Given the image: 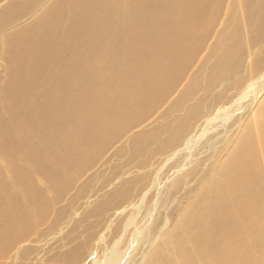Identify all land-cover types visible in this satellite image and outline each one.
<instances>
[{"label":"rangeland","instance_id":"1","mask_svg":"<svg viewBox=\"0 0 264 264\" xmlns=\"http://www.w3.org/2000/svg\"><path fill=\"white\" fill-rule=\"evenodd\" d=\"M55 1L58 2L53 4ZM82 3L90 7L87 13L82 14ZM99 3L112 6L103 9ZM163 4V0H91L90 3H79L78 0H0V123L14 127V122L18 126L7 112L12 109L9 86L17 84L14 78L16 69L32 72L36 69L35 63L46 57L47 53L40 50L41 45H51L46 33L55 30V34L62 35L61 26L64 28L69 22L71 36L82 33L93 40L104 25L115 35L130 33L137 36L142 40L137 43L138 47L144 50L152 35L165 33L168 36L172 31L170 27L165 29L159 21ZM212 7L210 22L193 54L191 51V58L182 68L178 67L176 57L171 59V79L148 110L146 118H140L137 125L121 127L117 131L113 128L114 117L105 121L106 133L101 138L104 145L80 169L65 171L70 179L64 186H50L54 175L46 164L38 163L40 167L30 168V160L16 149H0V181L5 186L3 203L6 198L10 202L20 199V206L30 204L33 208L30 227L16 238L17 242L14 240L8 245V238L0 242L1 247L7 244L5 252L0 253V264H94L92 256L95 252L97 257L101 256L102 250L113 242L115 231L120 230L122 223L118 213H126L130 206L133 207L132 204L124 209H114L112 201L135 192L144 183H148L147 204L140 209L133 238L131 233L126 234L127 240L124 241L133 243L136 237L143 236L134 242L133 247H128L126 242L125 246L133 253L122 264H144L143 255L149 244L140 218L148 208L149 229H152V221L155 225L160 221L158 227L161 230L167 219L163 232L177 224L187 204L205 190L207 183L214 178L213 174H217V168L222 166L223 160L242 137L244 121L250 117L252 104L256 101L251 99V94L240 97L234 93L251 76V57L264 53V38L252 48V54L251 41L247 40L251 35V6L246 7L243 0H214ZM57 10L66 11L67 20L56 18ZM81 16H85L82 21ZM41 19L43 24L56 27L41 24L35 29L32 24ZM232 34H235L233 44L243 46L240 66L237 71L214 75L210 70L218 64L220 52L229 36L233 38ZM72 42L73 39H68L60 53L69 51L68 44L72 46ZM60 47L55 45L57 49ZM40 82L45 84L42 79ZM250 82L243 88H247ZM13 88H16L14 100L17 101L13 104L16 110L33 107L38 96L35 88ZM225 107H231L226 115L222 112ZM101 111L100 116L104 119L110 114L106 108ZM73 112L78 116L75 107ZM183 119H187L194 132V141L188 146L184 140L187 133L183 136L182 126L177 129ZM3 126L2 132L7 129ZM20 126L24 129L28 125L23 121ZM205 127V135L198 139L200 128ZM138 136L140 138L136 139ZM175 140L179 144L175 150L179 151L177 155L167 161L165 154L159 157L160 148ZM54 152L58 155L65 153L63 150ZM255 165L259 170L260 191L264 192V164L256 160ZM174 179L176 181L172 183ZM37 190L41 195L36 194ZM119 190L120 194H116ZM250 214L253 219V213ZM260 226L255 223L251 228L261 229ZM255 237L251 231V240ZM249 253H253L252 244ZM248 261L252 264L251 260Z\"/></svg>","mask_w":264,"mask_h":264},{"label":"bare ground","instance_id":"2","mask_svg":"<svg viewBox=\"0 0 264 264\" xmlns=\"http://www.w3.org/2000/svg\"><path fill=\"white\" fill-rule=\"evenodd\" d=\"M78 1L90 3L91 0ZM163 1L165 6L161 8L159 21L165 29L170 27L172 31L168 36L165 33L152 35L144 50L139 49L138 44L142 40L137 36L130 33L115 35L104 25L93 40L82 33L71 36L69 22L64 24V28L61 26L62 35L55 34V30L46 33L51 45H41L40 50L47 53L43 61L36 62V69L32 72L16 69L14 73L17 84L9 86L12 109H7V112L11 113L18 126L14 122V127L0 123V149H16L30 160V168L40 167L38 163L46 164L54 175L50 186L62 187L70 179L65 171L80 169L104 145L101 138L106 133L105 121L109 122L114 117L113 128L117 131L121 127L137 125L140 118H146L148 110L171 79V59L176 57L178 67L182 68L191 58V51L193 54L210 22L209 11L214 10L213 7L211 9L214 0ZM243 2L246 7L251 6V35L247 40L251 41L252 54V48L264 38V0ZM81 5L82 14L90 10L88 5ZM101 6L105 9L112 4ZM55 14L56 18H68L64 10H57ZM82 17L84 19L85 16H81V21ZM41 24L51 26L48 28L56 27L43 24V19L32 26L38 29ZM232 35L233 38L229 36L225 45L222 43L224 49L220 52L219 62L210 70L214 75L237 71L240 66L243 46L233 44L235 34ZM68 39H73L72 46L68 44L71 49L60 53ZM172 44L174 48L170 47ZM55 45L61 47L57 49ZM67 56L74 57L66 59ZM41 79L45 84L40 82ZM248 81H251L248 87L243 88ZM258 84H261L259 88ZM13 87L35 88L38 96L33 107L16 110L13 107L17 101L14 100L16 88ZM237 89L234 95L246 97L251 94V99L256 101L252 104L250 117L244 121L242 137L223 160L222 166L217 168V174H213L214 178L207 183L205 190L196 196L195 201L187 204L175 226L163 232L166 219L161 230L158 227L160 221L157 225L152 221V229H149L150 217L147 214L150 209L141 215L140 221L149 244L143 255L144 264H251L248 260L252 264H264V192L260 191L258 164L255 165L256 160L264 164V53L251 57V76ZM73 107L79 112L78 116ZM103 108L110 112L105 119L100 116ZM229 109L225 107L223 114L226 115ZM23 121L28 125L24 129L20 126ZM186 121L183 119L177 129L182 126L183 136L187 133L184 140L188 146L194 141V132ZM2 126L7 128L4 132ZM205 129L200 128L198 139L205 135ZM177 147V140L167 142L158 151V156L165 154L166 161L170 160L179 152L175 151ZM54 150L65 153L58 155ZM147 186L148 183H144L135 192L112 201L114 209H124L132 204L133 207L130 206L126 213H118L122 223L120 230H113V242L102 250L101 256L97 257L95 252L92 256L94 264H122L130 259L128 257L133 251L126 247V242L128 247H133L143 234L133 243L124 239L130 233L133 238L140 209L147 204ZM4 187L0 181V242L8 238L9 245L14 240L17 242L16 238L30 227L33 208L30 204L20 206V199L10 202L6 198L3 203ZM36 194L41 195L38 190ZM116 194H120V190ZM255 223L261 224V229L252 230L251 225ZM251 231L253 237L256 236L254 240H251ZM7 244L0 246V253L5 252ZM251 244L253 253L250 254Z\"/></svg>","mask_w":264,"mask_h":264}]
</instances>
